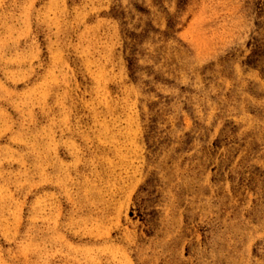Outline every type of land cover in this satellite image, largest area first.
Wrapping results in <instances>:
<instances>
[{
	"label": "rangeland",
	"instance_id": "obj_1",
	"mask_svg": "<svg viewBox=\"0 0 264 264\" xmlns=\"http://www.w3.org/2000/svg\"><path fill=\"white\" fill-rule=\"evenodd\" d=\"M0 264H264V0H0Z\"/></svg>",
	"mask_w": 264,
	"mask_h": 264
}]
</instances>
